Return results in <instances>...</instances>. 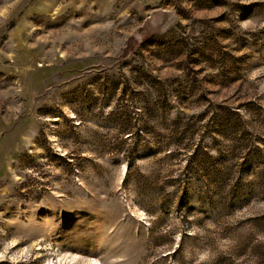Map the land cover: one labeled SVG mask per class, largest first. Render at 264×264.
<instances>
[{"label":"rangeland","instance_id":"obj_1","mask_svg":"<svg viewBox=\"0 0 264 264\" xmlns=\"http://www.w3.org/2000/svg\"><path fill=\"white\" fill-rule=\"evenodd\" d=\"M0 264H264V0H0Z\"/></svg>","mask_w":264,"mask_h":264}]
</instances>
